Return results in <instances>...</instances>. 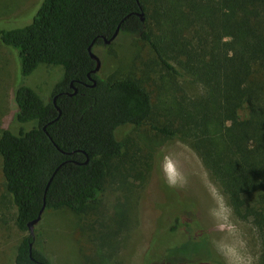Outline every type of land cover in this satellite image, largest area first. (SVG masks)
Here are the masks:
<instances>
[{"label":"trees","instance_id":"trees-1","mask_svg":"<svg viewBox=\"0 0 264 264\" xmlns=\"http://www.w3.org/2000/svg\"><path fill=\"white\" fill-rule=\"evenodd\" d=\"M118 27V34L148 44L168 79L188 75L201 93L192 97L173 87L169 96L157 97L156 82L153 96L133 77L93 74L89 46L105 45ZM0 42L18 51L24 77L40 66L63 69L49 100L31 86L16 87L17 129L0 130L5 189L15 224L26 233L14 264H51L28 223L43 205L86 212L112 166L141 158L125 151L119 131L143 125L190 145L235 217L251 224L257 264H264V0H43L28 24L0 27ZM146 159L133 165L135 174L117 173L144 181ZM178 223L180 217L169 232L178 245L193 246L185 258H206L196 239H186L190 227L184 233Z\"/></svg>","mask_w":264,"mask_h":264},{"label":"rangeland","instance_id":"rangeland-1","mask_svg":"<svg viewBox=\"0 0 264 264\" xmlns=\"http://www.w3.org/2000/svg\"><path fill=\"white\" fill-rule=\"evenodd\" d=\"M42 1L0 0V27L28 24ZM93 52L101 61L97 71L100 78L113 73V77H133L153 96L157 93L156 82L161 86L157 97L169 96L173 87L192 97L202 91L188 75L168 79L148 44L134 36L117 34L110 43L95 46ZM56 68L61 73L40 66L24 77L18 51L0 42V130L17 129L16 87L31 86L49 100L63 76V69ZM246 112L247 107L240 111L241 116ZM119 139L125 142L126 152L141 158L134 164L126 165L125 159L117 162L118 167L112 166L86 212L45 209L36 224L39 247L51 264H203V257L201 261L195 255L185 258L184 253L193 246L178 245L181 240L169 232L179 217L180 231L190 227L186 239L196 235L191 232L194 228H203L213 253L226 264H257L259 247L254 229L235 217L217 182L188 143L178 138L162 139L147 125L126 127L119 131ZM145 157L149 166L144 170L145 163L142 165L144 181L130 177L126 181L117 173L127 169L135 174L137 168L133 165H141ZM1 167L0 156V264H14L17 246L26 233L15 224L16 209L5 189Z\"/></svg>","mask_w":264,"mask_h":264},{"label":"water","instance_id":"water-1","mask_svg":"<svg viewBox=\"0 0 264 264\" xmlns=\"http://www.w3.org/2000/svg\"><path fill=\"white\" fill-rule=\"evenodd\" d=\"M138 15L141 17V19H143L144 12L141 10L138 12ZM118 32H119V27L115 30L114 34L110 37V39L104 38V42L107 44L113 41L115 37L117 36ZM89 53H90V56L96 61L95 68L92 70L93 73H96L100 69V66H101L100 58L97 56L96 53L93 52L92 45L89 46ZM91 80L93 81V85H95L96 79L91 77ZM44 210H45V206L43 205L38 216L28 223L29 234L33 237V239L35 238V226L40 221ZM30 246L32 247V243L30 244Z\"/></svg>","mask_w":264,"mask_h":264},{"label":"flooded vegetation","instance_id":"flooded-vegetation-1","mask_svg":"<svg viewBox=\"0 0 264 264\" xmlns=\"http://www.w3.org/2000/svg\"><path fill=\"white\" fill-rule=\"evenodd\" d=\"M93 74H97V72L96 73H93ZM94 78V77H93ZM203 234V235H202ZM202 234H200V236L199 235H195L194 237H193V240L192 241H194V239H196L198 242H199V250L201 251V252H204V256L206 257V258H203L204 260V262H203V264H222L221 263V258H220V256H219V254H217V253H213V251H212V249H211V245L209 244V242H208V240H207V237H206V234H204V233H202ZM197 243V242H196ZM198 250V249H197ZM215 254H217V256H218V259H216V256H215ZM198 256V255H197ZM220 258V259H219ZM201 261V260H200ZM224 262V261H223ZM225 263V262H224ZM226 264V263H225Z\"/></svg>","mask_w":264,"mask_h":264}]
</instances>
